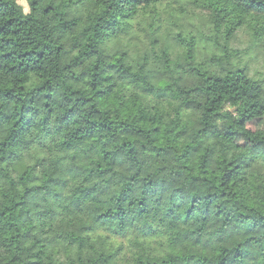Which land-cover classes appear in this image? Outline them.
<instances>
[{"label":"trees","instance_id":"16d2710c","mask_svg":"<svg viewBox=\"0 0 264 264\" xmlns=\"http://www.w3.org/2000/svg\"><path fill=\"white\" fill-rule=\"evenodd\" d=\"M26 2L0 0V264H264V0Z\"/></svg>","mask_w":264,"mask_h":264},{"label":"rangeland","instance_id":"374dc122","mask_svg":"<svg viewBox=\"0 0 264 264\" xmlns=\"http://www.w3.org/2000/svg\"><path fill=\"white\" fill-rule=\"evenodd\" d=\"M18 3L20 5H22L23 10L25 12L28 11V5L26 0H18ZM248 33H244V32H240L238 33V36L236 38V40L234 41V45L237 48H244L247 44H248ZM252 68L257 69V70H261L260 68V64H258V62H255V64H252ZM256 72V70H254Z\"/></svg>","mask_w":264,"mask_h":264}]
</instances>
